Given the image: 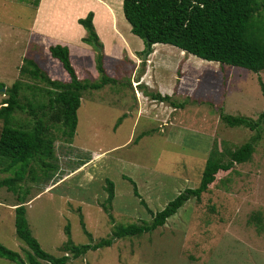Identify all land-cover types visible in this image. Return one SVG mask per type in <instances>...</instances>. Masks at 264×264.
Segmentation results:
<instances>
[{
    "label": "rangeland",
    "instance_id": "obj_1",
    "mask_svg": "<svg viewBox=\"0 0 264 264\" xmlns=\"http://www.w3.org/2000/svg\"><path fill=\"white\" fill-rule=\"evenodd\" d=\"M35 1L0 0V84H5L0 107L7 98L6 88L20 77L25 56H35L48 72L64 77L61 65L45 50L48 38L30 34L33 19L48 21L54 13L65 14L64 8L58 12L56 0H40L38 6ZM114 2L120 15L122 2ZM126 20L129 29L121 28L129 32L130 45L144 43ZM96 22L103 32L101 16ZM82 43L88 49L79 52L72 46L73 59L84 66L88 79L96 81L100 77L96 53ZM153 48L144 59L148 48L133 55L126 45L119 62L106 64L107 73L118 81L84 92L73 143L56 142L59 172L43 191L38 184L27 183L33 235L46 251L61 256L68 223L75 244L91 242L80 223L81 214L96 242L117 224L151 222L153 216L141 199L158 212L179 193L210 181L200 198L186 202L155 231L119 239L67 264H264V125L250 161L228 171L215 170L257 133L228 126L221 114L258 118L264 111L260 82L264 84V70L204 62L174 45ZM25 81L33 82L27 77ZM158 91L184 106L173 107L148 95ZM8 175L0 172V179ZM107 178L115 183L110 208L114 220L102 206L108 195ZM15 202L17 195L0 185V242L26 259L29 247L17 236L15 211L7 208ZM0 264L17 262L0 256Z\"/></svg>",
    "mask_w": 264,
    "mask_h": 264
},
{
    "label": "trees",
    "instance_id": "obj_2",
    "mask_svg": "<svg viewBox=\"0 0 264 264\" xmlns=\"http://www.w3.org/2000/svg\"><path fill=\"white\" fill-rule=\"evenodd\" d=\"M39 1H35L36 6ZM123 11L132 33L145 41L143 52L148 48V55L153 52V46L168 44L204 62L264 70V0H123ZM78 22L87 31L82 41L96 53L99 79L91 81L88 77H81V69L74 59L72 61L69 46L52 44L49 46V57L60 61L68 78L65 80L62 76H52L37 60L25 56L19 69L20 77L6 88L4 93L7 98L0 107V172L9 174L0 179V185L17 195L16 233L29 247L24 259L20 252L0 242V256L17 264H67L70 259L82 257L90 250L112 246L119 239L151 233L165 225L186 202L200 198L210 185V181H206L198 187L186 189L158 212L150 209L147 202L141 199L142 205L153 216L151 222L117 224L109 236L96 242L81 214L80 223L91 242L75 244L68 223L65 226L68 238L62 247L64 255L55 256L42 247L33 235L27 217V204L32 199L28 198L31 186L27 183H36L43 191L59 172L61 166L56 142L64 140L73 143L84 92L100 90L118 81L107 73L104 43L94 24V11H89ZM49 40L51 38L47 42ZM26 77L33 82H26ZM260 82L264 90L262 80ZM3 87L5 84L1 83L0 91ZM148 95L153 100L168 102L173 107L184 106L183 102L173 100L172 95L160 91ZM221 117L230 127L244 126L257 131L250 141L232 153L231 161L215 166L216 171H228L235 164L251 160L256 143L262 138L264 111L257 119L226 113H222ZM213 158L216 161L217 157ZM133 183L135 194L139 195L138 187ZM106 191L108 195L102 206L110 219L114 220L110 208L115 198V183L110 178H107ZM254 218L260 221L259 215Z\"/></svg>",
    "mask_w": 264,
    "mask_h": 264
},
{
    "label": "crops",
    "instance_id": "obj_3",
    "mask_svg": "<svg viewBox=\"0 0 264 264\" xmlns=\"http://www.w3.org/2000/svg\"><path fill=\"white\" fill-rule=\"evenodd\" d=\"M114 1L115 0H56V6L58 8V12L60 10L59 8H64L65 14L54 13L51 15V18L48 21H45V19L42 20L38 19V17L36 19H33L34 27L31 25L30 34L32 35L33 32H37L38 35H40V37L43 36V38H51V40H49L45 46L46 48L45 50L48 51L49 54H50L49 46L57 43L68 45L71 50L72 56H73L72 46L77 47V51L79 52L86 51V49L88 48L83 46L85 44L82 43L83 42L82 38L85 37L87 31L78 22V20L79 18L86 16L88 12L92 10L94 11V24L97 23L96 19L98 16H101L103 20V25H104L103 32L99 30L98 25L95 24V26L106 49V53L104 57L105 65L110 60L119 62L121 60V51L124 47H126V45H128L129 54L131 53L135 55L137 53H142L146 48L145 42L144 43L139 42L140 44L137 45V47L130 45L129 43L130 41L127 38V36H130V34L129 32L125 33L124 29H122L123 27L129 29L128 24L125 22L126 18L124 20L123 17L124 12L118 15V7L116 6V8H114L115 6ZM121 2L123 6V0ZM82 10L85 11L82 13ZM115 14H116V20L114 19ZM126 34L128 35L126 36ZM115 39H117L118 42H116ZM35 44L38 46V42ZM37 51L38 48H36V53ZM27 57H32L35 60H37L35 56H27ZM55 61L57 62V66L58 64L61 65L60 67L58 66V69L63 74L64 79L66 80L68 78V75L66 76V72L63 70L62 64L57 59H55ZM40 65L42 66V64ZM78 66L81 69V77L86 78L87 73L85 72L84 66L81 64L80 65L78 64ZM51 75L54 76L52 73ZM144 78H148V77L145 76ZM162 92L164 93L165 90H163ZM16 206L17 203L15 202L8 205L7 208L15 211Z\"/></svg>",
    "mask_w": 264,
    "mask_h": 264
},
{
    "label": "water",
    "instance_id": "obj_4",
    "mask_svg": "<svg viewBox=\"0 0 264 264\" xmlns=\"http://www.w3.org/2000/svg\"><path fill=\"white\" fill-rule=\"evenodd\" d=\"M147 56H148V53L147 54H145V56H144V59H146L147 58ZM5 89V87H3L2 88V90H4Z\"/></svg>",
    "mask_w": 264,
    "mask_h": 264
}]
</instances>
